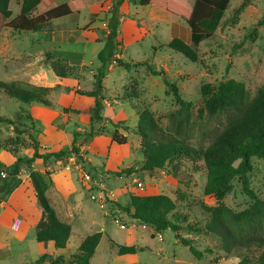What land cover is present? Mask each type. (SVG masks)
<instances>
[{
    "label": "crops",
    "instance_id": "crops-1",
    "mask_svg": "<svg viewBox=\"0 0 264 264\" xmlns=\"http://www.w3.org/2000/svg\"><path fill=\"white\" fill-rule=\"evenodd\" d=\"M22 1L10 0L12 17L20 12ZM70 1L72 0H40L35 14ZM86 1L87 7L54 19L47 28L26 36L29 42L26 46L20 44L23 35H27L22 34L24 31L14 30L6 24L0 29V72L9 74L7 79L3 80L25 81L48 87V99L51 102L50 106L21 102L18 104L21 111L19 117L0 114L13 121L0 122V182L13 178L9 188L0 194V264H65L66 257L77 252L87 235H79V239L75 241L70 236L65 249H56L53 241L44 244L36 240L35 226L41 218V209L30 179L31 170H38L43 174L49 184L47 197L50 203L58 217L72 226L75 211L84 199V196H79L82 191H102L110 180L115 182L116 171L135 165L132 162L125 164L132 153L141 150L140 142L133 144L130 138L137 123H130L128 120L131 117L134 122L138 120L141 110L147 107L146 104H157L161 97L157 88L159 75L152 73L148 67L150 65L144 60L124 61V52L129 45L142 40L154 30L161 18L170 20V16L156 6L139 4V0ZM255 1L257 0H251L250 4ZM114 8L117 9V14L122 16L119 39H122L123 44L120 51L114 55V60L103 79L102 115L105 119L98 126V134L85 138L83 133L89 129L95 97L78 93L77 90L91 91L95 87V74L101 65L97 55L109 35ZM0 17L4 22L1 14ZM174 17L171 20V39L179 37L191 43L189 27L175 15ZM8 20L6 19L5 23ZM115 59H121L130 66H121ZM55 60L66 67L65 77L57 75L53 70L51 63ZM120 67H124V70H120ZM128 100L138 109L127 112L125 105ZM110 120L122 121L117 128L128 137L126 143L117 144L112 141L111 132L115 127ZM15 127L22 130L21 137H35L39 143L38 152L41 154L48 155L60 151L65 154L60 157L50 155L46 160L37 157L33 160L31 168L23 163L20 170L11 175L10 169L17 156L6 149L5 143L8 138L18 134ZM76 132L79 133L76 143L79 149L77 155L71 152L72 137ZM34 151L31 147H21L18 153L31 158ZM74 156L76 165L70 162ZM81 162L95 180L90 188L84 183L81 172L77 169ZM67 166L71 167L70 171ZM144 172L148 170L141 169L133 174L123 175L132 177L135 182L138 179L134 175ZM130 191L136 193L135 187L130 188ZM72 192L78 194L75 196L77 201L72 200ZM109 197L113 199L112 196ZM114 199L115 203L120 200ZM100 202L108 206L102 199ZM116 210L120 216L124 214L121 209ZM126 217L132 219L129 215ZM44 254H49V257L37 263ZM60 255L65 257L66 262L56 259Z\"/></svg>",
    "mask_w": 264,
    "mask_h": 264
},
{
    "label": "trees",
    "instance_id": "trees-1",
    "mask_svg": "<svg viewBox=\"0 0 264 264\" xmlns=\"http://www.w3.org/2000/svg\"><path fill=\"white\" fill-rule=\"evenodd\" d=\"M230 2L231 0H139L141 5H153L175 15L189 27L191 43L179 37H173L167 45L194 62L200 59V44L211 40L216 35ZM39 3L40 0H23L20 12L12 17L10 0H0V14L5 19H9L6 25L14 30L36 32L47 28L52 20L78 12L88 5L86 0H72L43 13L35 14ZM248 4V1L244 0L235 9L234 14L239 15ZM121 21L122 16L117 14V9L114 8L109 35L97 55L101 65L95 74V87L91 91L77 90L78 93L95 97V105L91 109L90 126L83 133L85 138L98 134V126L105 119L102 115L103 79L110 63L114 60V55L120 51L123 44L122 39H119ZM262 22L264 23V19ZM115 60L121 66H130L121 59ZM51 66L57 75L61 77L67 75V69L60 61H53ZM148 67L152 73L163 75L165 84L180 106L176 112L167 114V118L172 123L166 128L159 124L153 110L147 107L141 110L136 130L141 138L142 162L140 166H131L117 173L130 175L141 169L149 171L155 168L163 169L169 165L175 172L183 163V159L195 162L196 158H201L206 169L203 194L216 199V205L205 206L209 218L201 230L218 236L224 252L233 253L240 264H264V198H260L251 185L254 170L252 158H264V83L252 97L242 80L230 78L219 82L216 86L210 82L203 83L200 86L203 105L198 110L199 116L225 115L227 121L223 129L215 134L207 146L196 148L188 142L187 127L190 125L191 102L182 98L178 84L166 78L164 70L159 71L152 69L151 66ZM1 94L23 103L36 102L51 105L48 99L49 88L28 82L0 79ZM110 121L115 127L111 132L112 141L117 144L126 143L128 137L117 128L122 121ZM0 122L13 123L10 118L1 115ZM124 128L128 129L127 126ZM171 129H173L172 132ZM15 130L18 134L5 143L6 149L17 156L15 164L10 169L11 175L17 173L23 163L31 168L33 160L37 157L46 160L50 155L60 157L65 154L64 151L48 155L41 154L38 152L39 143L33 135L25 139L20 136L22 130L19 127H15ZM78 135L79 133L76 132L72 137L71 152L76 155L79 153L76 146ZM21 147L34 148L33 156L26 158L20 155L18 151ZM236 177L239 179L242 192L252 200L249 207L240 211L222 202ZM30 179L41 209V218L35 226L36 240L44 244L53 241L56 249H65L72 234V226L58 217L50 203L47 197L49 184L43 174L38 170H31ZM12 180L13 178L0 182V194L9 188ZM115 204L133 221H140L156 231L167 228L174 230L176 237L189 246L197 259H202L204 252L211 251L210 249L202 251L194 244V240L181 236L180 224L172 220L170 216V214L173 217L176 215V201L166 193H130L127 206L123 207L118 202ZM110 209L116 217V207ZM102 236L101 231L87 235L77 252L71 255L76 256L73 263L91 264ZM112 242L120 255L135 254L138 251L136 245ZM47 257L49 254L42 255L37 263ZM56 259L66 262L62 255Z\"/></svg>",
    "mask_w": 264,
    "mask_h": 264
},
{
    "label": "rangeland",
    "instance_id": "rangeland-1",
    "mask_svg": "<svg viewBox=\"0 0 264 264\" xmlns=\"http://www.w3.org/2000/svg\"><path fill=\"white\" fill-rule=\"evenodd\" d=\"M243 1L231 0L216 35L200 45L198 62L191 61L182 53L168 47L173 29L171 20L175 17L167 12L165 14L170 16V20L161 18L154 30L146 34L142 40L129 45L124 52V61L144 60L152 69L164 70L166 78L178 84L182 98L191 102L190 125L187 127L188 142L196 148L207 146L215 134L223 129L227 121L225 115L199 116L198 110L203 105L200 91L203 83L210 82L216 86L219 82L230 78L242 80L250 97L254 96L257 89L264 83V23L262 22L264 0H257L251 4V0H247L249 4L236 16L234 11ZM5 20L4 18L3 22L0 17V29L6 24ZM178 20L183 22L179 18ZM22 34L27 35H23L20 44L26 46L29 43L26 36L35 33ZM120 70L123 71L124 67H120ZM7 75L9 74L0 72V79H7ZM158 81V94L161 97L157 104H146V106L155 110L159 124L166 128L172 123L167 118V114L176 112L180 105L165 84L163 75L158 76ZM0 99V105H3L0 106V114H12L18 117L21 115L18 107L20 101L8 99L4 95H1ZM133 109L137 110L138 107L128 100L125 110L130 112ZM128 122L138 123V120L134 122V118L131 117ZM130 138L131 143L136 144L139 141L141 145L137 130L132 131ZM142 157L141 150L134 152L125 164L132 162L135 167L140 166ZM182 161L183 163L175 172L169 165L163 169L155 168L142 174L136 173L134 177L142 181L144 185L141 190L136 189L137 185L132 177L123 175L124 173L120 176L116 171L115 182L110 180L102 191H82L79 194L84 196V199L75 211L71 238L75 241L79 239V235L85 236L103 231L91 264H240L233 253L224 252L218 236L201 230L209 218L205 206L216 205V199L213 196L203 194L206 169L202 159L196 158L195 162L189 159ZM252 163L254 170L251 185L258 196L264 198V158L253 157ZM78 185L81 187L79 183ZM134 187L137 194L163 192L174 198L177 204L176 215L173 217L170 214V216L172 220L180 224L181 236L194 240V244L200 250L210 249L211 251L204 252L203 258L197 259L189 246L176 237L174 230L167 228L158 233L140 221L132 222L123 210L124 214L121 216L116 211L118 215L115 217L109 208H117L114 198L120 199L117 202L121 206H127L129 194L132 193L130 188ZM92 195L95 198H92ZM71 196L72 200L77 201L75 196L78 194L72 192ZM99 199H102L109 207L102 205ZM222 202L240 211L249 207L252 200L242 192L241 184L236 177ZM120 223H124L126 228L122 229ZM159 234L162 236L159 237ZM111 240L118 244L136 245L138 251L135 254L120 255Z\"/></svg>",
    "mask_w": 264,
    "mask_h": 264
},
{
    "label": "built area",
    "instance_id": "built-area-1",
    "mask_svg": "<svg viewBox=\"0 0 264 264\" xmlns=\"http://www.w3.org/2000/svg\"><path fill=\"white\" fill-rule=\"evenodd\" d=\"M75 161H76L75 156L72 157V158L70 159V162H71L73 165H76ZM67 169L70 171L71 167L67 166ZM77 169L81 172V178H82V180L84 181V183H85L87 186H89V188H90V187H91V184H92V183H95V180H94V178L92 177L91 173L88 172L87 170H85L84 165H83V162L79 163ZM2 175L5 176L4 172H2ZM135 182H136V185H137V186H136V189H137V190H141V189L144 188V185H143V182H142V181H138V180H136ZM92 198H95V196L92 195ZM100 200H101V199H100ZM17 225H18V222H16L15 226H17ZM120 227H121L122 229H125V228H126V225H125L124 223H120ZM161 236H162V235L159 234V237H161ZM65 264H72V263L67 261Z\"/></svg>",
    "mask_w": 264,
    "mask_h": 264
},
{
    "label": "water",
    "instance_id": "water-1",
    "mask_svg": "<svg viewBox=\"0 0 264 264\" xmlns=\"http://www.w3.org/2000/svg\"><path fill=\"white\" fill-rule=\"evenodd\" d=\"M66 260H67L68 262H74V261L76 260V256H67V257H66Z\"/></svg>",
    "mask_w": 264,
    "mask_h": 264
}]
</instances>
